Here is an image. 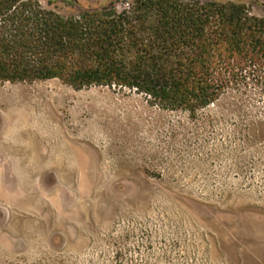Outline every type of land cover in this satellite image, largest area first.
<instances>
[{
  "label": "rangeland",
  "instance_id": "rangeland-1",
  "mask_svg": "<svg viewBox=\"0 0 264 264\" xmlns=\"http://www.w3.org/2000/svg\"><path fill=\"white\" fill-rule=\"evenodd\" d=\"M35 1L78 19L136 0ZM0 264H264V92L191 117L128 89L0 84Z\"/></svg>",
  "mask_w": 264,
  "mask_h": 264
},
{
  "label": "trees",
  "instance_id": "trees-1",
  "mask_svg": "<svg viewBox=\"0 0 264 264\" xmlns=\"http://www.w3.org/2000/svg\"><path fill=\"white\" fill-rule=\"evenodd\" d=\"M48 80L133 90L194 117L230 92H264V16L233 2L136 0L77 19L0 0V84Z\"/></svg>",
  "mask_w": 264,
  "mask_h": 264
}]
</instances>
